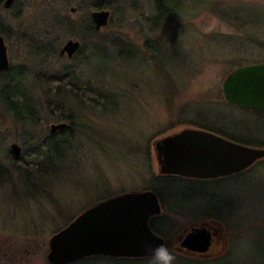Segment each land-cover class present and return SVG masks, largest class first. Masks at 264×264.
<instances>
[{
  "label": "rangeland",
  "instance_id": "rangeland-1",
  "mask_svg": "<svg viewBox=\"0 0 264 264\" xmlns=\"http://www.w3.org/2000/svg\"><path fill=\"white\" fill-rule=\"evenodd\" d=\"M97 7L111 12L100 31L91 29ZM168 7L174 18L162 20L157 0L0 6L10 62L0 72V264H49L51 237L81 212L143 190L161 199L153 230L168 239L175 264H264V161L226 178L165 179L153 148L185 129L264 148V117L229 105L222 92L234 69L264 62V0H171ZM69 40L82 43L72 59L59 54ZM13 73L21 74L15 80L31 119L19 120L1 98ZM105 96L106 108L91 101ZM58 123L68 130L51 134ZM52 136L65 137L54 143L60 148L50 146ZM201 226L221 232L206 258L180 248L185 233Z\"/></svg>",
  "mask_w": 264,
  "mask_h": 264
},
{
  "label": "water",
  "instance_id": "water-1",
  "mask_svg": "<svg viewBox=\"0 0 264 264\" xmlns=\"http://www.w3.org/2000/svg\"><path fill=\"white\" fill-rule=\"evenodd\" d=\"M14 0H7L10 8ZM75 12V9H71ZM97 30L108 25V10L91 14ZM81 42L69 40L60 54L72 58ZM8 47L0 35V72L9 68ZM225 100L240 109L264 114V62L241 66L228 74L222 84ZM68 124L51 125V132L65 130ZM160 175L192 179H216L239 174L260 160L264 148L251 147L220 135L198 129H185L154 142ZM16 160L21 157L17 143L11 145ZM157 194L151 190L130 191L101 201L76 217L49 241L50 264H72L89 257L147 258L150 249L165 244L150 226L161 214ZM214 231V235H217ZM189 252L206 255L212 247L207 227L194 228L180 242Z\"/></svg>",
  "mask_w": 264,
  "mask_h": 264
},
{
  "label": "trees",
  "instance_id": "trees-1",
  "mask_svg": "<svg viewBox=\"0 0 264 264\" xmlns=\"http://www.w3.org/2000/svg\"><path fill=\"white\" fill-rule=\"evenodd\" d=\"M169 1H171V0H157V8H158V13H159L158 19L164 20V19H173L174 18L173 17L174 14H172L171 9L168 7ZM97 8L100 9L101 7H97ZM91 29L95 30V27L93 24H92ZM7 77L9 80L10 76H7ZM20 86H22V84L20 82H18L17 85L16 84L13 85V83H11V81L7 84L4 83L2 85V89H1V98L4 102V104L7 106L8 110L13 112L14 115L19 120L31 119L30 116L32 115V108L33 107L31 108V115L28 116V114L26 112V107H25V103L28 100V98L23 93L22 94L19 93L18 89ZM98 96L100 97L101 95L99 94ZM108 97L109 96H105L104 102H101V100H99L98 98H93V99H91V101L94 102L95 104H102L103 108H106L108 103H110V100ZM257 116L264 117V115H257ZM50 139L52 140L50 146L55 145L58 148L59 144L56 145L54 143L60 142L61 140L65 139V137H62V136L54 137V136H52ZM236 141H238V140H236ZM250 145H252V144H250ZM14 160H15V158H14Z\"/></svg>",
  "mask_w": 264,
  "mask_h": 264
},
{
  "label": "flooded vegetation",
  "instance_id": "flooded-vegetation-1",
  "mask_svg": "<svg viewBox=\"0 0 264 264\" xmlns=\"http://www.w3.org/2000/svg\"><path fill=\"white\" fill-rule=\"evenodd\" d=\"M6 1L7 0H0V6L2 5V6H4L5 7V3H6ZM16 2H17V0H14V2L12 3V5H11V7L10 8H6V9H8V10H11V9H13L14 7H15V5H16ZM72 8H74L75 9V12H72V13H76L77 11H78V8H76V7H72ZM71 8V9H72ZM92 13V12H91ZM91 16V15H90ZM91 19H92V17H91ZM92 24L94 25V27H95V24H94V21H93V19H92ZM95 31H100V30H96L95 29ZM1 35V34H0ZM1 36H3V35H1ZM3 38H4V36H3ZM5 39V38H4ZM82 44V43H81ZM64 47V46H63ZM62 47V48H63ZM62 48L60 49V52H61V50H62ZM81 48H82V46H81ZM81 48L77 51V53H79L80 51H81ZM60 52H59V54H60ZM76 53V54H77ZM75 54V55H76ZM74 55V56H75ZM60 56H62L61 54H60ZM73 56V57H74ZM72 57V58H73ZM68 58V57H67ZM72 58H69V59H72ZM60 133L61 132H65V131H59ZM51 134H54V133H51ZM56 134H58V132H56ZM56 136V135H55ZM160 177H165V179H166V177H169V176H163V175H160ZM170 178H172V177H170ZM160 202H161V199H160ZM162 215V214H161ZM161 215H159V216H156V217H154L153 218V220L151 221V224L154 226L155 225V220H159L160 219V217H161ZM202 227H207V229H208V231L209 232H211L212 233V248H211V250L209 251V253L208 254H206V255H201V254H197V253H193V252H191V254H193V256L194 257H196V258H206L208 255H210V253L213 251V247H214V244H215V240H216V238H219L220 236H221V232L220 231H217V235H214V231L215 230H217V228H214V227H211V226H201V227H192L189 231H187L186 233H185V235H184V237L186 236V234L187 233H189L192 229H194V228H202Z\"/></svg>",
  "mask_w": 264,
  "mask_h": 264
},
{
  "label": "clouds",
  "instance_id": "clouds-1",
  "mask_svg": "<svg viewBox=\"0 0 264 264\" xmlns=\"http://www.w3.org/2000/svg\"><path fill=\"white\" fill-rule=\"evenodd\" d=\"M147 264H175L176 257L165 244H160L150 249L146 258Z\"/></svg>",
  "mask_w": 264,
  "mask_h": 264
},
{
  "label": "bare ground",
  "instance_id": "bare-ground-1",
  "mask_svg": "<svg viewBox=\"0 0 264 264\" xmlns=\"http://www.w3.org/2000/svg\"><path fill=\"white\" fill-rule=\"evenodd\" d=\"M8 70V69H7ZM6 70V71H7ZM6 71H4V72H6ZM17 78H19V79H21V74L20 73H13L12 74V76H10V78H9V80H8V83L11 81V83H13V85H17L18 84V82H20L21 83V81L22 80H20V81H18V82H16V80L15 79H17Z\"/></svg>",
  "mask_w": 264,
  "mask_h": 264
}]
</instances>
